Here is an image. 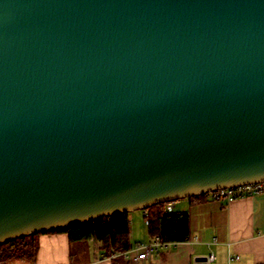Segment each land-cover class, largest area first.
<instances>
[{"label":"water","instance_id":"water-1","mask_svg":"<svg viewBox=\"0 0 264 264\" xmlns=\"http://www.w3.org/2000/svg\"><path fill=\"white\" fill-rule=\"evenodd\" d=\"M259 182L264 0H0V245Z\"/></svg>","mask_w":264,"mask_h":264},{"label":"crops","instance_id":"crops-1","mask_svg":"<svg viewBox=\"0 0 264 264\" xmlns=\"http://www.w3.org/2000/svg\"><path fill=\"white\" fill-rule=\"evenodd\" d=\"M173 206L188 218V239L170 243L147 258L137 262L120 256L102 258L97 243L90 241L91 246L82 249L84 260L75 263L72 252L81 244L70 243L65 234L45 233L37 237L34 264H196V258L209 255L214 257L209 264H264V194L230 203L189 197ZM143 214H128L132 246L151 240ZM228 256L234 257L230 263Z\"/></svg>","mask_w":264,"mask_h":264},{"label":"trees","instance_id":"trees-1","mask_svg":"<svg viewBox=\"0 0 264 264\" xmlns=\"http://www.w3.org/2000/svg\"><path fill=\"white\" fill-rule=\"evenodd\" d=\"M165 204L142 210L144 221H147L148 236L151 239L158 237L166 244L186 241L189 235L187 216L185 214L179 216L178 212H165ZM48 233L65 234L70 243L94 241L98 245L102 258L119 255L132 247L128 214L105 217ZM39 235L26 236L0 245V264H34L38 252L37 237Z\"/></svg>","mask_w":264,"mask_h":264},{"label":"built area","instance_id":"built-area-1","mask_svg":"<svg viewBox=\"0 0 264 264\" xmlns=\"http://www.w3.org/2000/svg\"><path fill=\"white\" fill-rule=\"evenodd\" d=\"M261 194H264V182L219 189L205 193L199 196V198L208 201L230 203L237 199L255 197ZM164 210L167 213L175 212L173 203H166ZM178 215L180 216L182 213L178 212ZM144 225H147V221H144ZM167 245L169 244L163 243L158 239V237H155L150 241L132 246L126 252L120 253L119 255L110 256L109 258L120 256L126 261L131 260L133 262H137L138 260L147 258L150 253L157 252L158 250L165 248ZM213 259L214 257L212 255L207 256L206 263H211ZM232 260H234V257L228 256V263H230Z\"/></svg>","mask_w":264,"mask_h":264},{"label":"rangeland","instance_id":"rangeland-1","mask_svg":"<svg viewBox=\"0 0 264 264\" xmlns=\"http://www.w3.org/2000/svg\"><path fill=\"white\" fill-rule=\"evenodd\" d=\"M142 213V210L139 211H135L129 214H135V215H139ZM145 228V225L143 226ZM133 239V238H132ZM140 241V240H139ZM142 241V240H141ZM74 244H81V245H75L73 252H72V259L73 262H80L82 260H84L85 257V250H82L85 246L90 245V241H80V242H76ZM91 246V245H90ZM84 254V255H83Z\"/></svg>","mask_w":264,"mask_h":264}]
</instances>
